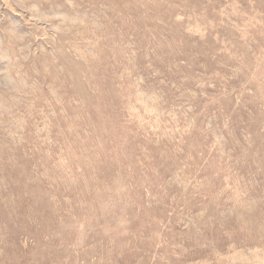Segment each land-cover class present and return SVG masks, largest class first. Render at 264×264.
Instances as JSON below:
<instances>
[{
  "label": "rangeland",
  "instance_id": "374dc122",
  "mask_svg": "<svg viewBox=\"0 0 264 264\" xmlns=\"http://www.w3.org/2000/svg\"><path fill=\"white\" fill-rule=\"evenodd\" d=\"M0 264H264V0H0Z\"/></svg>",
  "mask_w": 264,
  "mask_h": 264
}]
</instances>
